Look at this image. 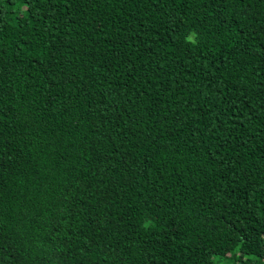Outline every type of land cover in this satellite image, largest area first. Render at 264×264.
I'll return each mask as SVG.
<instances>
[{
    "label": "trees",
    "instance_id": "trees-1",
    "mask_svg": "<svg viewBox=\"0 0 264 264\" xmlns=\"http://www.w3.org/2000/svg\"><path fill=\"white\" fill-rule=\"evenodd\" d=\"M0 264H264V0H0Z\"/></svg>",
    "mask_w": 264,
    "mask_h": 264
}]
</instances>
